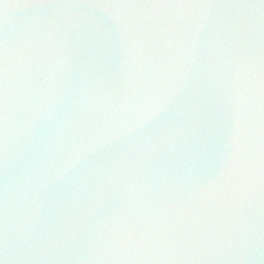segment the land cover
<instances>
[{
	"label": "water",
	"instance_id": "obj_1",
	"mask_svg": "<svg viewBox=\"0 0 264 264\" xmlns=\"http://www.w3.org/2000/svg\"><path fill=\"white\" fill-rule=\"evenodd\" d=\"M0 264H264V0H0Z\"/></svg>",
	"mask_w": 264,
	"mask_h": 264
}]
</instances>
